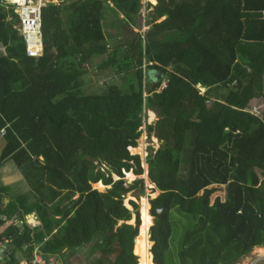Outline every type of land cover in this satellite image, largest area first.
<instances>
[{"label": "trees", "instance_id": "16d2710c", "mask_svg": "<svg viewBox=\"0 0 264 264\" xmlns=\"http://www.w3.org/2000/svg\"><path fill=\"white\" fill-rule=\"evenodd\" d=\"M145 4L147 30L135 33ZM105 22H121L117 35ZM18 24L0 0V169L12 162L27 184L0 183V241L11 250L1 264L36 250L73 264L82 248L112 257L99 264H146L152 247L155 264H238L264 246V112L249 110L264 97V0L50 2L39 58L26 55ZM96 57L98 73L119 80L88 91ZM145 109L158 118L147 133L162 143L146 158L161 192L151 204L164 205L150 216L148 248L142 206L123 202L146 189L144 178H124L145 174L131 153Z\"/></svg>", "mask_w": 264, "mask_h": 264}, {"label": "rangeland", "instance_id": "374dc122", "mask_svg": "<svg viewBox=\"0 0 264 264\" xmlns=\"http://www.w3.org/2000/svg\"><path fill=\"white\" fill-rule=\"evenodd\" d=\"M15 1L16 0H13L12 2H15ZM142 1H144V3L148 2V1L152 2V0H142ZM48 2L60 3L61 1L60 0H48ZM3 3H5V4L9 3V4L14 5V12H15V9H16L15 7H17V4L15 5V4L11 3V0H3ZM69 12L65 11L64 16H66V14H69ZM148 12H149V10L147 9V6L145 4V6L141 9V14H142L141 16L143 17L142 18V27L143 28L141 30L139 27L133 29L135 31V33H137V32L138 33H144L146 31L145 30L146 29L145 24H146V19H147L146 14ZM115 20H117V19H115ZM119 23H121V22H118V23L114 22V24H111L109 22H105L104 27H105L106 36L108 34H111V33L114 34V33L118 32L119 31V26H118ZM18 27H20V22H19L18 26H16V28H18ZM129 29L130 28H128V27H123L122 28L123 32H120V35H122L123 33H124V35L125 34L129 35V33H125V32H128ZM114 35H117V34H114ZM108 42H109V46L111 47L112 46L111 40L108 39ZM0 54H5V53L0 51ZM103 57H96V58L92 59L91 62H89V64L86 67L88 71H87V74H85V83H86V86H87L86 88L88 91H97L100 89V87H102V85L104 83H112V82H115L116 79L119 80L118 77L116 78L113 75H111L110 71H107L104 73H98L99 70L96 69V66L102 61ZM249 110H251V112L256 114V115L262 116V114L264 112V97L253 99L249 104ZM146 117L152 124L156 123V121L158 120V118H155L154 113L148 109L146 110ZM156 140L157 139H155V137L149 136L148 133L146 131H144V133L141 135L140 139L138 140V147H140V145H143V151L140 154H138V153H133L131 150L132 155H140V157L142 159V165L145 167V174H141L139 176H137L136 174L135 175L137 176V178H144L146 189H145V192L143 195H140V193L137 190H131L130 192L125 194L123 202H124V204H126V202H128L129 199L135 200V203L138 206L139 212H140V205L142 206L143 215L145 213L144 211L146 210V203L148 202V204H149L148 206L150 207V205H152L151 200L155 199V197H157L160 194V191L156 189V186L154 184H153L154 187L147 185V179H149V178H148V164H147L146 158L148 157V153L150 152L151 148H154L157 150L160 148V146L162 144L159 141L156 142ZM112 177L115 180L117 179V177L115 175H113ZM124 178L126 180V184H131L135 179H137V178H135L134 180L131 181L128 177H126V175H124ZM149 181L151 182L150 179H149ZM92 187L96 188L98 186H96L95 183H92ZM96 189H98V188H96ZM105 189H106V187L103 188L102 190H100V189L99 190L105 191ZM220 190H221L220 187H218V186L214 187L215 194L217 192H220ZM153 192H156L157 196H153V194H154ZM76 197H78V193L74 196V199H76ZM130 209L133 210L132 205H131ZM135 215L136 214L133 215V220H135ZM31 217L32 218H28V222L30 224L34 223V215H32ZM133 220H132V222H134ZM153 222H154V220H153ZM143 231H144V229H143ZM150 231H151V229H150ZM144 235H145V233H144ZM146 237L147 236L145 235V247L148 248L149 237H147V238ZM260 248H264V246H262ZM258 249L256 248L249 256H247L245 259H242L238 264H247L250 261V259H253L254 257H256L258 255H264V254H258V253H262V252H258ZM175 250H177V249H175ZM151 252H152V248H151ZM76 253L82 254L79 257L80 259L77 257V260H76V262L81 261L80 264H99V262H98L99 257L104 259L105 263H108V261H110L112 259V257H110L109 259H106L104 257V255H101L99 252L97 254L96 253L95 254L89 253L86 248L78 249L74 254H76ZM137 253L140 256L139 241H138V245H137ZM146 256L148 257L147 252H146ZM148 259L149 258L146 259V264L149 262ZM55 263L56 262L50 261L48 264H55Z\"/></svg>", "mask_w": 264, "mask_h": 264}, {"label": "built area", "instance_id": "2783aa9c", "mask_svg": "<svg viewBox=\"0 0 264 264\" xmlns=\"http://www.w3.org/2000/svg\"><path fill=\"white\" fill-rule=\"evenodd\" d=\"M12 1L13 0H11V3L17 4L15 12L18 14L20 22V27H18L17 30L26 45L27 55L31 57L41 56L43 48V9L44 6L50 2H48V0ZM0 51L3 52L2 49H0ZM249 264H264V255L254 257Z\"/></svg>", "mask_w": 264, "mask_h": 264}, {"label": "bare ground", "instance_id": "6f19581e", "mask_svg": "<svg viewBox=\"0 0 264 264\" xmlns=\"http://www.w3.org/2000/svg\"><path fill=\"white\" fill-rule=\"evenodd\" d=\"M16 1H18V0H16ZM144 2V1H143ZM145 30H147V28L145 29ZM42 34H43V38H42V41H43V48H42V55L41 56H38V57H31V56H28L27 55V53H26V55L28 56V57H30V58H39V57H42L43 55H44V32H43V28H42ZM25 47H26V45H25ZM0 49H2L3 50V52H4V49H3V47H2V45H0ZM147 65H145V67H146ZM145 69V68H144ZM166 87V81H163L162 82V84H161V86L158 88V90H157V92L158 93H160V92H162L163 90H164V88ZM145 96H147V94H145ZM146 110L147 109H145L144 110V119H143V127H142V131H143V133H144V131H146L147 132V126L148 125H152V123L147 119V117H146ZM148 110H150V109H148ZM154 113V112H153ZM155 114V113H154ZM156 115V114H155ZM156 118H157V116H156ZM157 120V119H156ZM145 149V148H144ZM131 150H132V152L133 153H138V154H140L142 151H143V145H140V147H137V148H131ZM125 175H126V177H128L131 181L132 180H134L135 178H137V176L134 174V172H126L125 173ZM116 176V175H115ZM117 177V176H116ZM148 178H149V175H148ZM117 179H119L118 177H117ZM95 185L96 186H98V187H100V186H102V182L100 181V182H98V183H95ZM147 185H149V186H151V187H154V185H153V183L152 182H150L149 181V179H147ZM108 187H110V186H108ZM107 187V188H108ZM154 194H153V196H157V193L156 192H153ZM161 193V192H160ZM132 201H135V200H130L129 201V204H128V202H126V204H125V206L126 207H128V208H131V202ZM149 204H148V202L146 203V210L144 211L145 213H144V215H143V229H144V233H145V235L148 237V227H149V223H150V216L152 215L151 214V205H150V207L148 206ZM32 215H30V216H28V218H32L31 217ZM153 217H154V221H155V216L154 215H152ZM134 222H132V221H130L129 222V224H136V215H135V220H133ZM132 222V223H131ZM151 234V235H150ZM146 237V238H147ZM149 239H150V241H152V233H151V231H150V233H149ZM149 242V241H148ZM153 242V241H152ZM7 243H8V241H6V240H1L0 241V264L2 263V261L4 260V257H6V256H8L10 253H11V250H10V248H8V245H7ZM154 242H153V246H154ZM153 248V247H152ZM258 252H262V253H258V254H264V248H259L258 249ZM139 256V255H138ZM38 258H39V261H38ZM148 260H149V262L147 263V264H155V261H154V254L151 252V254L150 253H148ZM140 256H139V258H138V260H139V262H140ZM252 259H250V261H251ZM50 261H53L52 260V257H50L49 259H47V258H45L42 254H39L38 253V250H36L35 251V253H34V255H33V257L31 258V260H29V261H26V264H48ZM250 261L247 263V264H249L250 263ZM21 264H22V262H21Z\"/></svg>", "mask_w": 264, "mask_h": 264}, {"label": "crops", "instance_id": "0c3cea01", "mask_svg": "<svg viewBox=\"0 0 264 264\" xmlns=\"http://www.w3.org/2000/svg\"><path fill=\"white\" fill-rule=\"evenodd\" d=\"M11 16H7L6 20H10ZM156 139V138H155ZM157 142V140H156ZM2 147V140H1V135H0V149ZM23 176L21 174V172L13 165L12 162H8L6 164H4V166L0 169V183L2 185H12V189L13 191H17V190H27V184H25V181H23ZM8 201L7 197H4V201L3 203L6 204ZM3 230V228H0V232ZM8 245V244H7ZM258 249V248H257ZM82 254L80 253H76L73 254L70 257V262H72L73 264H80L81 261L76 262L77 257L79 258ZM49 259V258H47ZM80 259V258H79ZM52 262H56L55 264H65L64 260H62L60 257L58 256H52ZM27 260H23L22 264H26Z\"/></svg>", "mask_w": 264, "mask_h": 264}, {"label": "water", "instance_id": "95a60500", "mask_svg": "<svg viewBox=\"0 0 264 264\" xmlns=\"http://www.w3.org/2000/svg\"><path fill=\"white\" fill-rule=\"evenodd\" d=\"M129 201H130V199L128 200V204H129ZM164 208V205L162 204L161 205V207L160 208H154L152 205H151V214L152 215H161V211H162V209ZM151 235V234H150Z\"/></svg>", "mask_w": 264, "mask_h": 264}]
</instances>
